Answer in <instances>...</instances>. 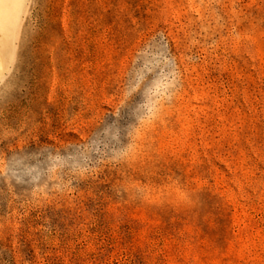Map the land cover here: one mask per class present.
<instances>
[{
  "label": "rangeland",
  "instance_id": "obj_1",
  "mask_svg": "<svg viewBox=\"0 0 264 264\" xmlns=\"http://www.w3.org/2000/svg\"><path fill=\"white\" fill-rule=\"evenodd\" d=\"M0 264H264V0H0Z\"/></svg>",
  "mask_w": 264,
  "mask_h": 264
}]
</instances>
